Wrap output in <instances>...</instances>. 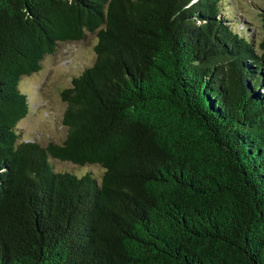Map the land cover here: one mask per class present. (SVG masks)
Segmentation results:
<instances>
[{"label": "trees", "instance_id": "trees-1", "mask_svg": "<svg viewBox=\"0 0 264 264\" xmlns=\"http://www.w3.org/2000/svg\"><path fill=\"white\" fill-rule=\"evenodd\" d=\"M224 1L0 0V264H264V8ZM87 32L64 138H24L21 76Z\"/></svg>", "mask_w": 264, "mask_h": 264}, {"label": "rangeland", "instance_id": "rangeland-1", "mask_svg": "<svg viewBox=\"0 0 264 264\" xmlns=\"http://www.w3.org/2000/svg\"><path fill=\"white\" fill-rule=\"evenodd\" d=\"M224 3V15L228 22L247 34L251 33L254 40L261 36L260 13L264 0H226ZM95 42V32H87L85 38L80 40L60 42L53 53L43 57L38 70L21 76L19 89L27 95L28 111L17 122V127L24 138L43 145L64 138L66 127L61 120L66 103L61 98V92L70 85L73 76L92 64ZM57 166L77 172L85 168L98 174L101 172L98 165L83 167L59 162Z\"/></svg>", "mask_w": 264, "mask_h": 264}]
</instances>
